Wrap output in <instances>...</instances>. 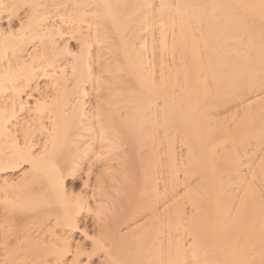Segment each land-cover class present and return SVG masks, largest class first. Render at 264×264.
Masks as SVG:
<instances>
[{"label":"bare ground","instance_id":"1","mask_svg":"<svg viewBox=\"0 0 264 264\" xmlns=\"http://www.w3.org/2000/svg\"><path fill=\"white\" fill-rule=\"evenodd\" d=\"M0 264H264V0H0Z\"/></svg>","mask_w":264,"mask_h":264},{"label":"rangeland","instance_id":"2","mask_svg":"<svg viewBox=\"0 0 264 264\" xmlns=\"http://www.w3.org/2000/svg\"><path fill=\"white\" fill-rule=\"evenodd\" d=\"M78 188H79V186H78V185H76V186H75V189L77 190Z\"/></svg>","mask_w":264,"mask_h":264}]
</instances>
